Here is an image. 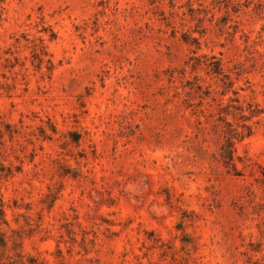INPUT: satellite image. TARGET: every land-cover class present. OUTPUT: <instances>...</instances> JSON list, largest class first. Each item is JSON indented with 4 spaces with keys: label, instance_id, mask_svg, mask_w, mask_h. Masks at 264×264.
Wrapping results in <instances>:
<instances>
[{
    "label": "rangeland",
    "instance_id": "obj_1",
    "mask_svg": "<svg viewBox=\"0 0 264 264\" xmlns=\"http://www.w3.org/2000/svg\"><path fill=\"white\" fill-rule=\"evenodd\" d=\"M263 166L264 0H0V264H264Z\"/></svg>",
    "mask_w": 264,
    "mask_h": 264
},
{
    "label": "trees",
    "instance_id": "obj_2",
    "mask_svg": "<svg viewBox=\"0 0 264 264\" xmlns=\"http://www.w3.org/2000/svg\"><path fill=\"white\" fill-rule=\"evenodd\" d=\"M42 59V58H41ZM42 61V60H41ZM209 71L215 74H222L224 73L223 68L221 66L220 61H216L213 64L208 65ZM224 76L228 77V79L231 77L230 74L224 73ZM231 85H233V81H230ZM231 85L228 87H231ZM208 94H211L212 90L208 89L206 91ZM227 91L223 90L220 94L226 95ZM233 98H230L229 103L224 104V102L221 101L219 103V111H218V120L225 124V135L222 140V142L219 145V151L216 157V160L218 163H221L226 170L229 173L239 175L241 173V170L238 168L237 160L243 161L242 158L236 155V150L234 146V140L233 138L236 137L238 139H242L245 136H250L253 133V127L252 125L248 124V120H250L253 116H255V113L253 110H250V115H247L244 112V109L242 105H237L232 103ZM236 101H239L236 100ZM232 115L235 117L238 121L236 122V126L233 122L228 120V116ZM205 127H201L202 130H204ZM244 162V161H243ZM262 175L264 176V166L262 168ZM0 219L3 220V222L7 223V220L4 216V209H3V200L0 197ZM1 246H6L7 241L6 238L3 237L1 242Z\"/></svg>",
    "mask_w": 264,
    "mask_h": 264
}]
</instances>
